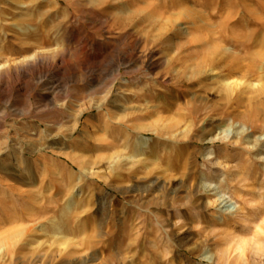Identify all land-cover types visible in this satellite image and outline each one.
Returning <instances> with one entry per match:
<instances>
[{
	"label": "rangeland",
	"instance_id": "374dc122",
	"mask_svg": "<svg viewBox=\"0 0 264 264\" xmlns=\"http://www.w3.org/2000/svg\"><path fill=\"white\" fill-rule=\"evenodd\" d=\"M1 73L0 264H212L264 206V0H0Z\"/></svg>",
	"mask_w": 264,
	"mask_h": 264
},
{
	"label": "bare ground",
	"instance_id": "6f19581e",
	"mask_svg": "<svg viewBox=\"0 0 264 264\" xmlns=\"http://www.w3.org/2000/svg\"><path fill=\"white\" fill-rule=\"evenodd\" d=\"M214 2L208 1L205 3V6L211 5ZM28 67H25L21 70L22 75H26L29 70L39 73V68H41L44 64V60L41 59L39 56H34L31 60L28 58L26 61ZM42 69V68H41ZM5 74L1 73L0 77L4 78ZM242 81L233 80L230 82V85L224 89L225 94L224 98H232L233 94L239 86L241 85ZM227 83V82H226ZM243 83V82H242ZM252 85L248 82H245V88H250ZM9 103V102H8ZM194 105V104H193ZM196 105V104H195ZM194 108H196L194 106ZM147 140L142 139L141 142L137 145V147L141 148L146 145ZM232 182L235 184L239 192H243V187H245L244 179L241 177V172L236 170L234 172V176L232 178ZM240 194V193H239ZM233 209V208H232ZM264 209V206H256L255 208L248 209L245 206H240L237 210L232 212L231 217L225 216L222 219V227L216 230L215 232V239L210 244L211 251H213L214 259L212 264H242V262L249 258H252L257 252H260L263 244L256 239L254 232H258L262 229V225L256 222V220L251 216V212L254 211L257 214H260ZM263 214L258 217L260 221L264 222V211ZM234 219L237 224H239V229L241 234H235L233 232L234 226L231 225L230 219ZM216 217L212 218V221H216ZM216 229V228H215ZM214 229V230H215ZM252 233V234H251ZM157 245V244H156ZM158 247V246H157ZM154 243V252L152 254V258L144 261L143 264H150L152 261L157 263L162 260V258L174 259V253L172 250L167 251H158V249ZM203 247L200 245L196 246L194 250L191 251L192 254L196 252H201ZM170 255V256H169ZM261 255V254H260ZM177 258V257H176ZM165 261V260H164ZM162 263V262H161ZM160 263V264H161ZM246 264V262H245Z\"/></svg>",
	"mask_w": 264,
	"mask_h": 264
}]
</instances>
